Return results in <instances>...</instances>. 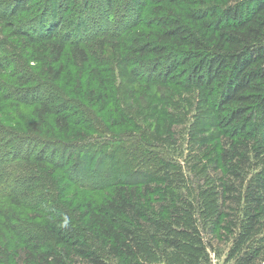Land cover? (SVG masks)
I'll list each match as a JSON object with an SVG mask.
<instances>
[{
  "label": "trees",
  "instance_id": "trees-1",
  "mask_svg": "<svg viewBox=\"0 0 264 264\" xmlns=\"http://www.w3.org/2000/svg\"><path fill=\"white\" fill-rule=\"evenodd\" d=\"M2 91L0 264L264 263V0H0Z\"/></svg>",
  "mask_w": 264,
  "mask_h": 264
},
{
  "label": "rangeland",
  "instance_id": "rangeland-1",
  "mask_svg": "<svg viewBox=\"0 0 264 264\" xmlns=\"http://www.w3.org/2000/svg\"><path fill=\"white\" fill-rule=\"evenodd\" d=\"M15 65H16V62H15ZM130 65H131L130 66L131 70H133L134 69L133 68L134 65H132L131 63H130ZM94 66H96V65H94ZM115 66H116V64L113 61V62H110L107 66H104V65L100 66L99 69H101V72H102L101 74L102 75L109 76V77L111 76V81L112 82L121 83V79H120V76H119L120 74L115 69ZM88 70H89L88 73L85 72L81 76H78V74L76 72H75L76 73L75 76H73L74 79H73L72 82H73V84L77 85V87H79L78 88L79 91H80V88L85 86V84H84L85 81H88V78H86V77H88L93 72H95L94 75L96 73L98 74L97 71H99L98 68H94V71H92L91 68H89ZM16 72H17L16 74L20 73L19 71H16ZM72 72H73V70H72ZM141 74H142V77H143L144 76L143 72ZM97 78H99V76H97ZM7 79H9V78L7 77ZM5 93H6L5 91L0 92V112H1V110H3V112H2L3 114H5V112H8L11 115H13V117L16 118V116H18L17 115V113L19 111L18 108L22 107V105L19 104V103H14L12 101V98L10 99L9 97H7V95ZM8 96H10V95H8ZM108 109H109L108 111H110L112 108L109 106ZM114 116L115 115H113V117ZM113 117L112 116L110 117L111 120H112ZM15 121H16V123H19V121H17V120H15ZM107 125L108 126H106V128H108V130H106V131H107L108 134L103 136L102 139H106V138L107 139H111V138H113V137L110 136L111 133H114V134H117V135H120V134H122V135L123 134L124 135H130L131 134V136L136 137V136H138L139 133H142V131H143L142 129L139 132H137V131L133 132V131H128V130L127 131L126 130L117 131L114 128L111 129V127H115V125H116L115 123H112V124L107 123ZM92 138H94V137H92ZM112 142H114V139L112 140ZM151 145H154L153 142L151 143ZM155 147H157V146H155ZM146 149H149V148H146ZM18 163L19 164H12L11 166L10 165L8 166V169H9V172H11L10 173L11 175H14V176L15 175H21L22 177L26 178L27 176H30V175L34 174V172H27L26 173V171L22 170V168L24 167V162H18ZM137 166L139 167L140 165H137ZM124 173L132 174L126 168H124V169L123 168H118L117 169L115 167L110 168V167H107V165H106L105 167H102L101 176L99 178L94 179V181L96 183L101 182L103 180L112 181V180H114V178H119L120 176L124 175ZM58 174L60 175V177L62 179L61 180V184H59V185L61 186V188H64L65 193L71 195V193L77 187H75L73 184H71L69 181H67L63 177L64 171H63V174L60 171H59ZM37 175H38V173H37ZM52 178L56 179V176H54ZM153 181L156 182L155 180H153ZM53 182H54V180H53ZM111 186H113L112 183H111ZM109 187L110 186L105 187L104 190L109 188ZM78 189H80V188H78ZM62 193H63V191H62ZM5 201H6L5 199L0 198V207H1V205L3 203H5ZM46 202L49 203L48 199L46 198V196L45 197L43 196V197L38 198V199L35 200V206L37 208L46 206ZM2 214H3V212L1 210L0 211V218H1ZM6 232H7V230L1 226V221H0V258L1 257H6V258H9V259L10 258L17 259L18 255H19L18 254L19 253V250H18V247H19L18 239L16 238V236H14L12 234H11L12 236L9 237V234L12 232V230L10 231V233L7 232L9 234H7ZM7 236H8V238H7ZM6 240H7V243L9 244L8 247L6 245ZM8 248H11V249L8 250ZM226 250H227V246H225V244L223 243L220 246V248H218V250H217L219 252L220 256L215 255V253L211 251L210 252V258H211V263L210 264H223V259L225 257ZM5 255H7V256H5Z\"/></svg>",
  "mask_w": 264,
  "mask_h": 264
}]
</instances>
